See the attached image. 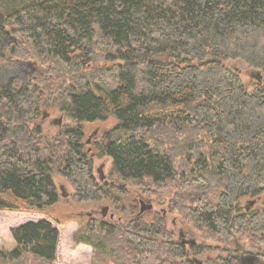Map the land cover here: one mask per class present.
Here are the masks:
<instances>
[{
    "label": "trees",
    "instance_id": "obj_1",
    "mask_svg": "<svg viewBox=\"0 0 264 264\" xmlns=\"http://www.w3.org/2000/svg\"><path fill=\"white\" fill-rule=\"evenodd\" d=\"M10 33L12 54L2 47ZM12 60L46 74L38 88L0 85V211L56 205V170L79 202H118L117 188L94 176L83 130L116 119L98 145L113 175L204 243H184L166 211L125 225L91 221L76 244L96 248L98 264H197L209 248L238 244L264 264V206L239 204L264 193V85L249 91L227 65L242 61L264 75V0H0V65ZM44 107L75 126L43 136ZM11 234L15 248L0 250V260H56L52 222ZM226 255L201 261L239 263Z\"/></svg>",
    "mask_w": 264,
    "mask_h": 264
},
{
    "label": "rangeland",
    "instance_id": "obj_2",
    "mask_svg": "<svg viewBox=\"0 0 264 264\" xmlns=\"http://www.w3.org/2000/svg\"><path fill=\"white\" fill-rule=\"evenodd\" d=\"M13 36L14 35L10 33L6 35L2 41V47L8 48L9 50L8 54H12L13 51V46L10 45V43L13 41ZM227 65L240 75L243 85L249 91L256 88V86H254L256 84V79H251L249 77V74L247 73L249 67L247 64L242 61H230L227 63ZM45 74V71L40 65L30 62L12 60L8 63H2L0 65V85H5L11 80H17L20 85H29L32 88H38L39 86L42 87L41 80L45 78ZM44 114H48L45 119ZM63 116L64 115L61 112L47 110V108L44 107L42 109V117L38 120L43 129L42 135L47 138H55L66 129L67 125L72 127L75 126L72 124L71 120L65 117L63 118ZM61 117L62 120L60 127L57 125H51V119H60ZM116 125V119H110L105 122L84 123V145L85 141L87 143V140L91 135H94L95 137L91 148L85 145L84 151L90 157L93 156L94 176L97 178L98 182L99 176L102 175L107 176L108 181L112 180L117 184L116 188L118 191L116 196H118L117 198L120 202L115 204L117 201L115 202V200H113L111 197H106L99 202L81 203L75 196V189L73 185L63 178L56 170L53 174V179L60 196L59 202L56 205L50 207L46 212L0 211V250L9 252L15 248V242L11 234V231L14 227L20 226L25 222L38 221L42 219L52 222L53 226L59 231L57 256L56 260L52 264H98V260L95 256L96 248L86 244H76L75 242L76 235H79L82 231V228H85L91 221L99 222L98 220H104L105 222L113 225H116V223L125 225L130 219L141 217L145 220H152L157 212L165 215L167 211L165 219L168 225L172 227V223L175 222V230L177 234L179 232V228L185 229V222H183L182 218L178 214L168 212L169 209L166 205L154 203V209L152 213H145L141 216H139L140 207L142 206L141 203L137 202L138 207L135 209L130 206L129 202L132 199L130 191H134L137 195L142 197V200L145 204H147L148 201H151L150 196L140 193L134 186L130 184V182L118 180L117 177L112 173L113 159L109 156H100V150L98 149V145L104 141L107 133L110 132ZM101 165H104L102 169ZM96 169H101L102 173L99 175ZM121 182H125L127 185L125 187L126 190L124 193L120 192ZM63 192L66 194V197L62 196ZM250 200L251 198L241 199L239 203L240 207L244 208L247 205V201ZM105 205H108L110 210L114 212V219L110 220V215L108 214L106 218L101 220V206ZM97 206H100V208H98V212L96 214L93 212V210L97 209ZM263 206L264 193L261 194V199L256 206H253V208L255 207L254 209L258 210ZM90 213L93 215V217H95L94 220L90 221V216H88ZM185 231L189 233V235L186 237L187 239H196L198 245L204 243L201 235L195 230L188 228ZM228 248L229 247L226 248L225 246H222L221 248H209L205 250L202 255L198 256V258L200 260L206 261L210 258H216L221 255L227 256L226 254L229 252L235 253V255L239 257L238 251L234 250V248ZM247 253L256 255L254 251ZM31 256L23 254L20 259L15 261L6 262L0 260V264H25L26 262L28 264H32L34 258ZM245 256L247 257L249 255Z\"/></svg>",
    "mask_w": 264,
    "mask_h": 264
},
{
    "label": "flooded vegetation",
    "instance_id": "obj_3",
    "mask_svg": "<svg viewBox=\"0 0 264 264\" xmlns=\"http://www.w3.org/2000/svg\"><path fill=\"white\" fill-rule=\"evenodd\" d=\"M247 73L249 74V77L251 79H256V84L254 86H256V87H262L264 85V75L262 73H261L262 76L259 75V74H257L259 72H254L252 70H247ZM50 123H51V125H57L59 127L61 126L60 125L61 124V121H60L59 118L58 119H51L50 120ZM94 138L91 140L90 143H86V145L89 146V148H91V146L93 145ZM103 166L101 165V169H102ZM101 169H98V170L96 169V171H97V173H99V175L102 173V170ZM98 179H99L100 184L112 185V186L117 187V184L114 181H112V180L108 181L107 176H102L101 175V176H99ZM120 186H121L120 192L121 193H124V191L126 190L125 187L127 186L126 183L125 182H121V185ZM130 193H131L130 195L132 196V199L129 202L130 203V206L135 209V208L138 207L137 202L141 203V205H142L140 207L139 216H141V215H143L145 213H152L153 210L152 211H149V210H146L145 209V207L147 206L148 203L145 204L143 202V200H142L143 199L142 197H140L139 195H137L134 191H130ZM260 199H261V197L260 196H257L255 198H252L250 201H247V205L245 206V209L247 211L248 210H251L253 208V206H256L258 204V202H259ZM119 202L120 201L116 202L115 204H118ZM98 208H100V206H97V209L93 210V212L97 214ZM101 209H102V211H101V213H102L101 220L103 218H106L108 216V214L110 215L109 216L110 220H112V219L115 218L114 212H112L110 210V207L108 205L101 206ZM88 216H90V221L91 220H94V218H95V217H93V215L91 213L88 214ZM119 220H121V219H119ZM98 221L99 222H103L104 220H102V221L98 220ZM173 224L176 226V223L175 222H173ZM178 233H179V238L184 243H186L185 241L189 242V243H186V244H190V243L195 244L196 243V239L190 240V239H187L186 238L189 235V233L186 232L185 229L179 228V232ZM190 235L192 236L191 233H190ZM238 250H239L238 251V253H239V257H238L239 264H242L244 262L247 263L250 260H253L255 262V264L258 262L259 259H258V255L257 254L256 255H252V254H248L247 253V252H253L252 250L246 249L244 247H241V249L238 248ZM245 255H249V256L246 257Z\"/></svg>",
    "mask_w": 264,
    "mask_h": 264
},
{
    "label": "water",
    "instance_id": "obj_4",
    "mask_svg": "<svg viewBox=\"0 0 264 264\" xmlns=\"http://www.w3.org/2000/svg\"><path fill=\"white\" fill-rule=\"evenodd\" d=\"M14 40H15V39H14ZM257 74L261 75L260 72L257 73ZM261 76H262V75H261ZM47 116H48V114H44V119H45ZM61 120H62V117L60 118V121H61ZM93 137H94V135H91V136L89 137V139L87 140V143H90ZM102 178H103V177H102ZM62 196H63V197H66V194L63 192V193H62ZM145 209H146V210H149V211H152V210L154 209V207H153V203H152L151 201H148V204H147V206L145 207ZM185 242H186V243H189V242H187V241H185ZM194 243H195V242H194ZM241 247H242V246L238 245V248L241 249ZM194 261H195L197 264H202V261L199 260L198 258H195ZM242 264H255V262H254L253 260H250L249 262H247V263L244 262V263H242Z\"/></svg>",
    "mask_w": 264,
    "mask_h": 264
},
{
    "label": "bare ground",
    "instance_id": "obj_5",
    "mask_svg": "<svg viewBox=\"0 0 264 264\" xmlns=\"http://www.w3.org/2000/svg\"><path fill=\"white\" fill-rule=\"evenodd\" d=\"M59 201V200H58ZM56 202V201H55ZM172 206V205H171ZM174 207V206H173ZM175 208V207H174ZM173 209V208H172ZM176 210H177V208H176ZM171 211V210H170ZM172 212V211H171ZM111 226V225H110ZM86 239V238H85ZM89 241H90V239H89ZM88 242V241H87ZM102 245H103V243H102ZM99 247V246H98ZM101 250V249H100ZM121 255V254H120ZM124 256V255H123ZM127 257V256H126ZM133 260V259H132ZM133 264V263H132Z\"/></svg>",
    "mask_w": 264,
    "mask_h": 264
}]
</instances>
